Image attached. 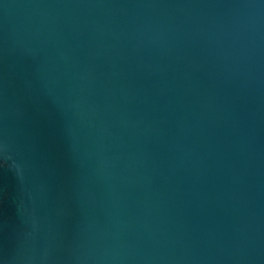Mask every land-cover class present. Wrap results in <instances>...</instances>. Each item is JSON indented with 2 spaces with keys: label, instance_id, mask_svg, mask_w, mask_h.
I'll list each match as a JSON object with an SVG mask.
<instances>
[{
  "label": "water",
  "instance_id": "95a60500",
  "mask_svg": "<svg viewBox=\"0 0 264 264\" xmlns=\"http://www.w3.org/2000/svg\"><path fill=\"white\" fill-rule=\"evenodd\" d=\"M0 264H264V0H0Z\"/></svg>",
  "mask_w": 264,
  "mask_h": 264
}]
</instances>
